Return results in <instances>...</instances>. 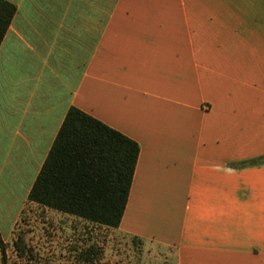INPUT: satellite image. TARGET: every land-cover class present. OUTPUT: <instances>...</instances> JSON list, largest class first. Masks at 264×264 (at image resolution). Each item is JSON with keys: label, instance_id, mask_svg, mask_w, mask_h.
<instances>
[{"label": "crops", "instance_id": "0c3cea01", "mask_svg": "<svg viewBox=\"0 0 264 264\" xmlns=\"http://www.w3.org/2000/svg\"><path fill=\"white\" fill-rule=\"evenodd\" d=\"M8 1L0 173L31 170L4 193L26 201L72 105L138 144L118 225H94L174 264H264V0Z\"/></svg>", "mask_w": 264, "mask_h": 264}, {"label": "trees", "instance_id": "16d2710c", "mask_svg": "<svg viewBox=\"0 0 264 264\" xmlns=\"http://www.w3.org/2000/svg\"><path fill=\"white\" fill-rule=\"evenodd\" d=\"M13 12L11 2L0 0V39ZM137 153L135 140L71 105L29 187L26 201L90 223L116 227ZM12 244L18 255L30 250L20 235ZM0 263L4 264L1 236Z\"/></svg>", "mask_w": 264, "mask_h": 264}, {"label": "rangeland", "instance_id": "374dc122", "mask_svg": "<svg viewBox=\"0 0 264 264\" xmlns=\"http://www.w3.org/2000/svg\"><path fill=\"white\" fill-rule=\"evenodd\" d=\"M3 153L0 142V164ZM10 155L0 173L4 264H174V256L162 246L121 236L46 206L23 203L19 188L4 193V187L18 184L17 176L26 169L15 154L10 152ZM18 235L22 236L25 247L30 248L20 255L12 244Z\"/></svg>", "mask_w": 264, "mask_h": 264}]
</instances>
